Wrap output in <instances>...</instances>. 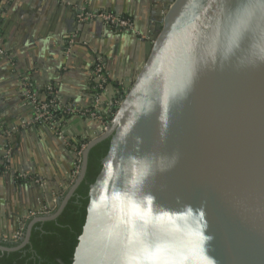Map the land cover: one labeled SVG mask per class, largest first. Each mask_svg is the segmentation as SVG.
I'll use <instances>...</instances> for the list:
<instances>
[{
	"label": "water",
	"instance_id": "95a60500",
	"mask_svg": "<svg viewBox=\"0 0 264 264\" xmlns=\"http://www.w3.org/2000/svg\"><path fill=\"white\" fill-rule=\"evenodd\" d=\"M144 54L55 210L1 252L109 138L72 264H264V0H172Z\"/></svg>",
	"mask_w": 264,
	"mask_h": 264
},
{
	"label": "crops",
	"instance_id": "0c3cea01",
	"mask_svg": "<svg viewBox=\"0 0 264 264\" xmlns=\"http://www.w3.org/2000/svg\"><path fill=\"white\" fill-rule=\"evenodd\" d=\"M171 1L0 0V234L24 230L29 210L57 205L72 183L75 149L99 128L78 113L33 123L26 90L44 100L52 86L63 106H91V71L100 61L113 97L119 86L129 87ZM82 9L127 17L135 32L101 19L78 21Z\"/></svg>",
	"mask_w": 264,
	"mask_h": 264
},
{
	"label": "trees",
	"instance_id": "16d2710c",
	"mask_svg": "<svg viewBox=\"0 0 264 264\" xmlns=\"http://www.w3.org/2000/svg\"><path fill=\"white\" fill-rule=\"evenodd\" d=\"M49 98L47 94L44 100ZM62 113L58 110L53 111L55 122L64 118L65 115ZM108 146L109 138L90 149L85 177L61 214L55 220L35 223L31 230L30 242L23 248L11 252L0 251V264H72L77 237L85 219L89 185L101 168V159L106 154ZM65 193L66 190L60 194L59 200ZM56 206L50 212H53ZM29 221L25 223L23 231ZM20 242L21 240H0V244L6 246H16Z\"/></svg>",
	"mask_w": 264,
	"mask_h": 264
},
{
	"label": "built area",
	"instance_id": "2783aa9c",
	"mask_svg": "<svg viewBox=\"0 0 264 264\" xmlns=\"http://www.w3.org/2000/svg\"><path fill=\"white\" fill-rule=\"evenodd\" d=\"M76 17L78 21H87L91 19H101L102 21L108 23L116 30L120 31H134L131 20L127 17L115 16L111 13H100V12H90L86 10H81L77 12ZM135 32V31H134ZM3 53L2 50H0ZM91 78L94 82L93 86V104L91 106L79 107L70 104L63 106L57 98V90L49 86L47 88V94L50 96L49 100H40L36 98L34 93L26 90L25 96L29 99L34 106L35 116L32 122L44 121L48 123L47 125H52L55 122V115L53 111H62L64 115L69 113H78L83 117L92 118L98 121L99 128L97 135L107 129V124L109 121H112L113 116L116 111V106L119 104L118 98L107 97L108 96V75L104 71L100 61L94 64V67L91 71ZM87 141L82 142L81 145L75 149V163L76 167L70 174V180L73 182L74 178L78 174L80 167L81 152ZM50 213V209L43 207L38 210H29L26 215L28 217H35L38 215H44ZM23 228L15 232L10 238L0 234V240H11L17 241L23 238Z\"/></svg>",
	"mask_w": 264,
	"mask_h": 264
},
{
	"label": "flooded vegetation",
	"instance_id": "af4514ba",
	"mask_svg": "<svg viewBox=\"0 0 264 264\" xmlns=\"http://www.w3.org/2000/svg\"><path fill=\"white\" fill-rule=\"evenodd\" d=\"M124 88H120L119 91L121 92ZM22 240V239H21Z\"/></svg>",
	"mask_w": 264,
	"mask_h": 264
}]
</instances>
